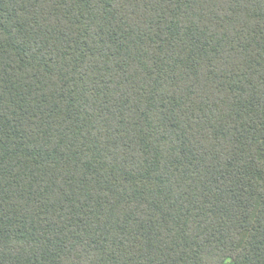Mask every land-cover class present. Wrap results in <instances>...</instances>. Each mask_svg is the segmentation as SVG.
Instances as JSON below:
<instances>
[{"label": "trees", "instance_id": "1", "mask_svg": "<svg viewBox=\"0 0 264 264\" xmlns=\"http://www.w3.org/2000/svg\"><path fill=\"white\" fill-rule=\"evenodd\" d=\"M0 264H264V0H0Z\"/></svg>", "mask_w": 264, "mask_h": 264}]
</instances>
